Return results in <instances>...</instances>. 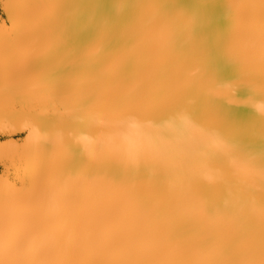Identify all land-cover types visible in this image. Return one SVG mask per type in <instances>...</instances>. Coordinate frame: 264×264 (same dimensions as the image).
<instances>
[{
  "label": "snow or ice",
  "instance_id": "6c2138e0",
  "mask_svg": "<svg viewBox=\"0 0 264 264\" xmlns=\"http://www.w3.org/2000/svg\"><path fill=\"white\" fill-rule=\"evenodd\" d=\"M5 8L0 264H264V0Z\"/></svg>",
  "mask_w": 264,
  "mask_h": 264
},
{
  "label": "bare ground",
  "instance_id": "6f19581e",
  "mask_svg": "<svg viewBox=\"0 0 264 264\" xmlns=\"http://www.w3.org/2000/svg\"><path fill=\"white\" fill-rule=\"evenodd\" d=\"M18 2V0H0V35H2L5 31L10 30L13 27L12 21L9 18V14L5 8V5H11ZM186 136L195 138L198 133L195 130H191L185 133ZM3 169H1V172ZM2 181H0V185H2Z\"/></svg>",
  "mask_w": 264,
  "mask_h": 264
},
{
  "label": "water",
  "instance_id": "95a60500",
  "mask_svg": "<svg viewBox=\"0 0 264 264\" xmlns=\"http://www.w3.org/2000/svg\"><path fill=\"white\" fill-rule=\"evenodd\" d=\"M0 172H1V169H0Z\"/></svg>",
  "mask_w": 264,
  "mask_h": 264
},
{
  "label": "rangeland",
  "instance_id": "374dc122",
  "mask_svg": "<svg viewBox=\"0 0 264 264\" xmlns=\"http://www.w3.org/2000/svg\"><path fill=\"white\" fill-rule=\"evenodd\" d=\"M17 138H19V137H17Z\"/></svg>",
  "mask_w": 264,
  "mask_h": 264
}]
</instances>
